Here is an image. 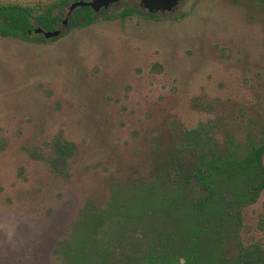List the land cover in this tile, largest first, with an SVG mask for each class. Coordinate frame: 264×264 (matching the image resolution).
I'll return each instance as SVG.
<instances>
[{
	"label": "rangeland",
	"instance_id": "374dc122",
	"mask_svg": "<svg viewBox=\"0 0 264 264\" xmlns=\"http://www.w3.org/2000/svg\"><path fill=\"white\" fill-rule=\"evenodd\" d=\"M178 9L179 22L95 16L55 41L0 38V264H54L49 251L79 205L101 204L112 183L147 179L168 161L172 121L214 122L241 148L264 135V6L184 0ZM55 138L72 145L66 177L26 153L48 158ZM261 215L264 190L240 230L264 249Z\"/></svg>",
	"mask_w": 264,
	"mask_h": 264
},
{
	"label": "flooded vegetation",
	"instance_id": "af4514ba",
	"mask_svg": "<svg viewBox=\"0 0 264 264\" xmlns=\"http://www.w3.org/2000/svg\"><path fill=\"white\" fill-rule=\"evenodd\" d=\"M183 1L176 0L174 6L161 10L147 8L141 0H118L92 10L95 16H103L104 20L111 17L105 21L135 16L144 21L158 22L162 17L172 15L170 17H175L173 21L179 22L187 15L178 9ZM254 1L264 6V0ZM74 10L69 9L65 19L60 15L59 23H62L63 28L57 36L69 31L74 24L71 21ZM56 26L55 30H58ZM45 33L41 29L36 31L44 38ZM225 52L223 49L221 54L228 57ZM170 124L168 139L173 146L168 161L147 179L139 177L131 183H112L107 199L101 204L91 199L79 205L70 221L64 224V234L49 251L54 264H73L82 254H85V260L90 261L86 264H145L151 239H178L182 236L185 228L180 226L184 224V217L189 211L198 212L193 206L201 204L205 197L204 188L193 174L199 169L206 173L210 160L214 156L223 157L227 152L225 148L231 149L233 145L237 147V141L232 132L226 137L218 136L219 126L211 121L199 123L194 128L181 127L175 121ZM263 139L264 135L255 141L247 139L246 144L259 143ZM53 141L55 149L48 158L39 154L36 156L37 153L31 149L26 153L32 159L46 160L53 176H64V164L72 156V145L57 138ZM59 167L60 171H57ZM179 191L188 195L189 199L179 201ZM258 199L249 205L257 203ZM60 205L64 208L72 206L70 202H61ZM45 217L48 222L54 219L53 207L47 208ZM263 218L261 215L258 225L260 231H264ZM207 225L206 220L205 227ZM259 246L264 253L261 243ZM183 262L181 259L180 263Z\"/></svg>",
	"mask_w": 264,
	"mask_h": 264
},
{
	"label": "trees",
	"instance_id": "16d2710c",
	"mask_svg": "<svg viewBox=\"0 0 264 264\" xmlns=\"http://www.w3.org/2000/svg\"><path fill=\"white\" fill-rule=\"evenodd\" d=\"M94 0H38L35 2L0 3V38L19 39L27 43L50 42L66 36L73 29H83L96 22L90 7H78L72 13L69 31L45 39L36 31L54 32L63 9L73 3ZM136 13V12H135ZM138 15H141L138 13ZM111 17L105 20H110ZM238 146V145H237ZM223 157L214 156L207 172L200 169L193 176L204 188L205 197L184 217L185 228L178 239H151L145 264H264V253L258 243L240 239L243 210L255 202L264 188V139L246 147L231 146ZM177 199L188 200L178 192ZM186 220V221H185ZM208 225L205 227V221ZM84 249V246L82 247ZM85 254L73 264L90 263ZM183 263H180V260Z\"/></svg>",
	"mask_w": 264,
	"mask_h": 264
},
{
	"label": "water",
	"instance_id": "95a60500",
	"mask_svg": "<svg viewBox=\"0 0 264 264\" xmlns=\"http://www.w3.org/2000/svg\"><path fill=\"white\" fill-rule=\"evenodd\" d=\"M118 1V0H94L92 2H77L73 3L70 7V10H74L78 7H90L91 9H98L102 6H107L109 3ZM141 3L144 4L147 8H160L161 10L169 9L174 6L176 0H141ZM60 33V30H55L50 33L47 32L44 34L45 38L56 37Z\"/></svg>",
	"mask_w": 264,
	"mask_h": 264
}]
</instances>
